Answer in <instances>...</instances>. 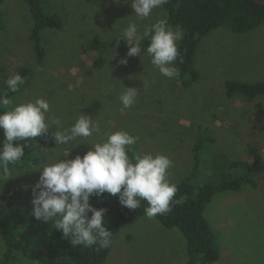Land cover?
Here are the masks:
<instances>
[{"label":"rangeland","instance_id":"obj_1","mask_svg":"<svg viewBox=\"0 0 264 264\" xmlns=\"http://www.w3.org/2000/svg\"><path fill=\"white\" fill-rule=\"evenodd\" d=\"M48 1L52 9L63 14L66 25L62 32L51 35L53 44L43 65L37 61L27 37L31 21L26 2L7 0L0 5V16L7 13L5 27H0V78L7 79L22 65L33 67L35 75L17 101H13L16 105L44 98L50 104L47 116L59 118L63 128H70L85 114L99 121L102 133L57 146L52 137L56 130L53 126L41 163L10 165L14 177L6 183L19 207L11 211L12 215L8 214L13 216L10 228L13 230L17 223L21 240L28 246L46 247L54 224L43 223L50 229L48 235L41 231L43 226L37 227L42 222H36L30 215L32 193L25 186L35 184L44 164L59 157L83 156L92 147L89 143L104 138L103 132L129 129L136 137L137 153L167 155L173 162L167 178L176 184L195 164L193 149L200 136L199 127L203 126L212 132L209 134L215 140L203 149L206 155L202 156L198 179L212 174L217 163L215 153L246 162H251L254 151L263 156L256 174L257 187L246 185L238 192H219L205 209L221 251V258L215 264H264V97L250 99L226 94L227 80L264 81V23L243 34L219 28L201 38L195 56L201 77L189 89L162 76L146 52L136 56L141 63L138 67L119 63L128 52L127 44L113 45L122 30L130 21L159 19L158 8L148 18L139 19L131 8L132 0L126 3L105 0L103 11L110 16L99 14L100 0ZM144 28L143 24L139 30ZM88 33L98 35L99 41H107L110 46L103 44L100 54L99 45L89 53H80L78 59L75 50L90 47L94 40L86 36ZM142 48L146 49L143 45ZM133 57L128 58L127 65ZM124 86L142 90V95L127 109L119 99ZM107 88L111 89L106 91ZM125 112L131 113L132 118L120 121ZM0 136L5 139L3 129ZM67 152L68 156L64 157ZM247 170L242 164L233 173L238 175ZM25 222L37 223L36 228L25 232ZM187 244L181 229L167 228L157 218L143 215L123 226L103 264H187ZM5 254L6 245L0 234V264ZM12 264L39 262L19 252Z\"/></svg>","mask_w":264,"mask_h":264},{"label":"trees","instance_id":"obj_2","mask_svg":"<svg viewBox=\"0 0 264 264\" xmlns=\"http://www.w3.org/2000/svg\"><path fill=\"white\" fill-rule=\"evenodd\" d=\"M6 1L0 0V5H4ZM104 1H99V14H107L103 11V9H106L102 7ZM24 2H26L28 7L31 21V26L27 32V37L31 44L30 48H32L37 61L43 65L49 55V48L53 44H51V35L64 30L66 18L63 17V14L52 9L48 0H24ZM161 8L163 13L158 15L160 16L159 19L166 18L169 25L173 27L178 25L184 32V37L178 44L183 63H180L179 59L176 61L181 69V75L178 79L173 80L183 88L189 89L201 77L195 60L198 43L201 38L219 28H225L236 34H243L257 29L264 23V2L258 0H168V3ZM1 9L4 10L3 6ZM107 15L110 16V14ZM6 16L7 13L0 16V27H5ZM159 19L148 18L146 22L135 20V23L140 24L139 27L144 24L146 28ZM145 28L141 29L140 32L143 33ZM86 36L94 38V40L90 47L75 50L76 58L82 52L89 53L91 49L99 48V45L101 47L98 52L101 54L102 45L108 46L107 41H99V36H95L94 33L91 35L88 33ZM148 43V39L142 41L144 47H147ZM115 44H117V41L113 43V45ZM120 44L125 45L127 43L121 39ZM67 60H69L68 57ZM132 65L137 67L141 65L136 56L133 57L132 63L126 66L130 67ZM17 72L24 78V84L20 85L19 90L16 92L9 91L5 84L6 79L0 78V95H7L12 102L17 101L35 75L34 68L29 65L18 67L15 73ZM110 89L107 88L106 91ZM226 94L230 97L242 95L250 99L259 96L264 97V81L227 80ZM141 95L142 90L138 89L137 97ZM162 100H164V97H162ZM15 105L16 103L13 102L9 106V110ZM122 115L123 117L119 114V117H122L120 121H127L130 117L132 118V114L129 112L122 113ZM126 130L134 135L129 129ZM198 131H200V136H197L196 145L193 149L195 164L192 170L180 182L176 183L178 191L175 198L179 203L175 204L170 212L157 215L155 218L167 228L177 227L182 230L188 243L187 264H215L221 258V251L217 236L205 217V209L208 203L211 202L212 197L219 192H238L246 185L257 187L256 174L261 167L263 156L260 152L254 151L251 162H246L243 160H231L220 152L215 153L214 158L217 163L213 166L215 168L212 174L198 179L196 175L199 165L202 156L206 155L203 149L206 144L215 140L214 135L209 134L212 132L203 126H200ZM1 137L0 142L4 140ZM47 137L48 134L28 140L27 143L31 147L25 148V156L18 165L30 166L41 163L43 160L42 152L46 151L49 146L46 140ZM19 143H24V141ZM2 146L3 142L0 147ZM133 153H137V143L130 146L129 155L132 156ZM242 164L248 170L235 175L233 170H236ZM16 203L13 191L5 181L0 180V234L6 245L5 258L1 264H12L19 252H23L29 259L38 261L39 264H103L108 258L123 226L140 216H145V208L147 207V202L141 201L140 208L130 210L121 206L118 195L111 196L105 193L102 197L93 196L90 199V203L93 206L107 209L105 223L108 229L113 231L114 235L113 245L108 249H101L97 252V246L92 248L73 247L70 241L63 237L62 232L53 230L54 226L52 227V233L47 238L45 248L28 246L21 240V233L17 231V223L13 230L10 228L13 216L10 217L8 214L19 208ZM36 222L41 223L37 220ZM35 224L37 223L25 222V232L34 230L36 228ZM37 225L38 228H41L44 224ZM41 231L44 235H48L50 229L45 224Z\"/></svg>","mask_w":264,"mask_h":264},{"label":"clouds","instance_id":"obj_3","mask_svg":"<svg viewBox=\"0 0 264 264\" xmlns=\"http://www.w3.org/2000/svg\"><path fill=\"white\" fill-rule=\"evenodd\" d=\"M167 3L168 0H132L131 8L136 17L145 19L156 8L163 13L161 7ZM183 37L182 28L169 25L166 18L146 27L143 33L137 23L129 22L117 40V45L122 39L128 46L126 56L119 63L126 66L128 58L141 57L146 52L162 76L178 79L181 69L176 61L179 59L183 63L178 44ZM144 39L149 40L146 49L142 48ZM5 84L9 91L16 92L24 84V78L17 72L9 75ZM137 95L138 89L125 87L119 99L127 109L134 105ZM11 104L7 95H0V129L5 137L0 147V180L5 182L14 177L10 165L19 163L25 156V148L31 147L27 141L48 134L53 126L56 130L52 137L57 146L102 133L99 121L85 114H81L70 128H63L59 118L47 116L50 104L44 98L17 104L9 110ZM103 137L99 142L89 143L92 147L83 156L59 157L44 164L35 184L25 186V190L30 187L32 193V217L54 224L55 230L62 232L73 247L97 246V252L110 248L114 235L105 223L107 209L93 206L90 203L93 196L118 194L121 206L130 210L140 208L141 201H146L145 215L149 218L168 213L179 203L175 198L177 185L167 178L173 163L167 155L133 153L130 156V146L137 140L126 130L103 132Z\"/></svg>","mask_w":264,"mask_h":264}]
</instances>
